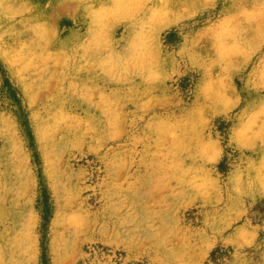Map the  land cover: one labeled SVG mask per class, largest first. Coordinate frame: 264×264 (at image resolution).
<instances>
[{"label": "rangeland", "instance_id": "rangeland-1", "mask_svg": "<svg viewBox=\"0 0 264 264\" xmlns=\"http://www.w3.org/2000/svg\"><path fill=\"white\" fill-rule=\"evenodd\" d=\"M261 101L264 0H0V264H264Z\"/></svg>", "mask_w": 264, "mask_h": 264}, {"label": "clouds", "instance_id": "clouds-1", "mask_svg": "<svg viewBox=\"0 0 264 264\" xmlns=\"http://www.w3.org/2000/svg\"><path fill=\"white\" fill-rule=\"evenodd\" d=\"M239 103H241L240 100L225 102L224 111L230 112ZM229 125L228 140L237 151L255 152L258 148L264 149V101L255 106L246 107L236 116L234 123L229 120ZM204 150L211 152L210 159L212 160L221 157L222 150L215 143L206 144ZM248 168L257 173V179L261 187L264 188V153L260 155L258 161L249 160ZM240 181V174L237 173L235 176L237 190Z\"/></svg>", "mask_w": 264, "mask_h": 264}, {"label": "snow or ice", "instance_id": "snow-or-ice-1", "mask_svg": "<svg viewBox=\"0 0 264 264\" xmlns=\"http://www.w3.org/2000/svg\"><path fill=\"white\" fill-rule=\"evenodd\" d=\"M21 128H22V135H26L30 141L31 133L29 132L28 125L23 117H21ZM34 159H35V164H36V177H37V180L40 181L41 180V173H40L41 160H40L39 155H36ZM41 246H43V242Z\"/></svg>", "mask_w": 264, "mask_h": 264}]
</instances>
